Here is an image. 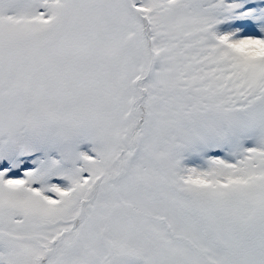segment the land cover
Returning a JSON list of instances; mask_svg holds the SVG:
<instances>
[{"label": "snow or ice", "instance_id": "snow-or-ice-1", "mask_svg": "<svg viewBox=\"0 0 264 264\" xmlns=\"http://www.w3.org/2000/svg\"><path fill=\"white\" fill-rule=\"evenodd\" d=\"M0 264H264V0H0Z\"/></svg>", "mask_w": 264, "mask_h": 264}]
</instances>
